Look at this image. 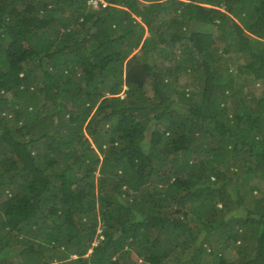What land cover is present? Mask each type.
Instances as JSON below:
<instances>
[{"label":"trees","instance_id":"obj_1","mask_svg":"<svg viewBox=\"0 0 264 264\" xmlns=\"http://www.w3.org/2000/svg\"><path fill=\"white\" fill-rule=\"evenodd\" d=\"M105 2L0 0V264H264V0Z\"/></svg>","mask_w":264,"mask_h":264},{"label":"rangeland","instance_id":"obj_2","mask_svg":"<svg viewBox=\"0 0 264 264\" xmlns=\"http://www.w3.org/2000/svg\"><path fill=\"white\" fill-rule=\"evenodd\" d=\"M162 2H164L166 4V6H164L163 8H161L160 10V14H159V17H157V20L153 22V27H154V30L152 32V28L146 26L145 27V34H144V40L148 37H151L154 35V38L155 39H158V33H155V29L158 26H160L163 22L164 23H168L169 20L177 17L180 19H182L181 17V11L182 9L185 7L183 6L184 3H187L189 2V0H162ZM92 3V2H91ZM148 3V2H147ZM94 5V3H92ZM202 5H204V3H202ZM207 7L209 8H218L219 10H222L224 11L225 9V6H216L214 4H205ZM95 6V5H94ZM69 12V11H68ZM67 12V13H68ZM184 25H182L181 27H178L177 25H174V28L171 30H168V33L170 32H173L177 29H179L180 31H182V27ZM203 31H206V32H211L213 33V38L215 40V43L216 45L214 46V49L212 51V54H213V58H214V61L217 65H221V66H227V67H224V68H228L233 74H234V77H238L237 75H239L240 71H239V66L243 63H245V57L244 55H240V54H237L235 49H234V44L230 45L232 42H228L226 41V39L222 38L220 36V31L218 29H216V26L215 24L213 25H200L199 26ZM184 28L183 27V31H184ZM155 33V34H154ZM144 44V42H141V46ZM163 45L166 47V52L169 51V50H172L173 52L174 51H177L176 53L174 52L175 56L180 57L181 54H183L182 52H180V50L183 48L181 47L182 44L178 43V44H170L169 43H163ZM141 46L134 52H138L141 51ZM231 46V47H230ZM162 49V48H161ZM144 50V49H143ZM188 52L185 53V56H188ZM158 58L160 59V62L162 64V68L165 70L164 72L166 73L171 67H175L173 65V61L170 60V59H167L165 57V55H162V54H159ZM166 66H168L167 70H166ZM80 72V71H79ZM167 74V73H166ZM198 75V72L197 71H182L180 73V77H179V82L180 84L184 85V86H187V89L191 92V91H198V89H196L195 86H198L197 85V80H196V76ZM243 80L242 79H238V83L239 84H242ZM147 87H150L148 90V95H151L152 94V91H151V85L148 84ZM243 88L242 89V92H244L245 94H247V97H252V94H255L257 96H261L262 94V90H260V84L259 83H256V84H253L252 82V79L250 78V80H246V82L243 84ZM127 89V86H124L123 89L121 90L120 94L121 96H125V91ZM199 99V96H197V100ZM229 103L232 104L233 101L232 99L230 98L229 100ZM96 110V108L94 109V111ZM11 116V115H9ZM12 121V120H10ZM19 125H21V123L19 122ZM82 132L86 135H89V133L87 132L86 130V124L82 127ZM42 150L44 151L46 148L44 145L41 146ZM97 174L99 173L98 170L95 171ZM98 183V182H97ZM96 183V186L94 187L93 189V192L95 195L98 194V190H99V187H98V184ZM99 203L97 202L96 203V213L98 214L99 216ZM49 214H52V212H48L47 215ZM86 217V219H92L94 218V213L93 211L90 213V214H85L84 215ZM52 218L54 220V224H58L61 226L62 224V218L60 215H53L52 214ZM52 222V221H50ZM55 231L54 229L52 230V232ZM101 229H99L98 231V234H101L100 233ZM44 238L46 237V234H43L42 235ZM44 240V239H42ZM46 243H48V241L44 240ZM99 243V239H95V242H94V245H97ZM17 249H19V246L15 247ZM64 250V249H63ZM93 251L92 248H90L87 253L83 256L84 258H87L91 252ZM73 251H66L65 250V254H64V257L66 258L65 261H68V260H71V259H77L79 256L76 255V254H73L72 253ZM228 255L230 257V262L229 264H231V262H233V259L231 260V257L234 256V252L231 250V249H228ZM63 261V260H62ZM142 261V260H140ZM19 262V261H18ZM18 262H16L15 264H18ZM59 261L55 260L52 264H57Z\"/></svg>","mask_w":264,"mask_h":264},{"label":"built area","instance_id":"obj_3","mask_svg":"<svg viewBox=\"0 0 264 264\" xmlns=\"http://www.w3.org/2000/svg\"><path fill=\"white\" fill-rule=\"evenodd\" d=\"M91 2L94 3L95 6ZM89 3L94 7H99L100 4H102V6H106L107 4L104 0H89Z\"/></svg>","mask_w":264,"mask_h":264},{"label":"clouds","instance_id":"obj_4","mask_svg":"<svg viewBox=\"0 0 264 264\" xmlns=\"http://www.w3.org/2000/svg\"><path fill=\"white\" fill-rule=\"evenodd\" d=\"M105 1V0H104ZM91 5V4H90ZM92 7H94L93 5H91ZM95 8H97V7H95Z\"/></svg>","mask_w":264,"mask_h":264}]
</instances>
